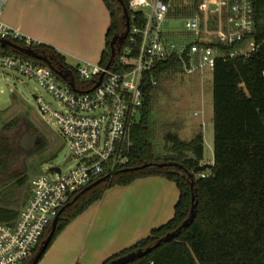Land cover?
<instances>
[{
	"label": "trees",
	"instance_id": "obj_1",
	"mask_svg": "<svg viewBox=\"0 0 264 264\" xmlns=\"http://www.w3.org/2000/svg\"><path fill=\"white\" fill-rule=\"evenodd\" d=\"M103 1L109 11L110 23L98 63L106 65L110 57L111 36L123 32L126 26L120 0ZM121 1L127 7L128 0ZM200 2L174 0L173 8L177 14H191ZM253 7V38L259 43L258 50L247 58H218L212 69L213 166L209 173L202 171L193 176L195 217L172 240L161 243L127 264H264V0H254ZM136 16L138 23L143 20L141 13ZM9 49L0 45V50ZM34 49L75 73L74 67L69 66L64 56L52 46L41 43ZM174 70L182 69L179 60L171 57L159 61L152 70L144 73L143 101L139 120L131 130L133 144L129 162L110 171L105 180L79 191L76 199L73 200L76 194L71 197V202L60 213L45 251L69 221L99 200L108 187L126 185L140 177L161 175L175 182L179 196L174 213L165 223L152 228L149 234L101 264L152 245L165 233L174 230L188 215L192 192L188 176L181 168L151 164L140 169L122 170L163 161H176L192 170L203 159L202 132L188 141L180 140L177 134H169L172 143L170 154L156 158L152 154L148 126L153 110V92L163 74ZM15 124L16 120H11L3 125V129H10ZM13 152L11 139L0 134V169L9 165ZM24 180L22 175L20 182ZM18 212L9 205L0 204V220L13 221ZM48 231L44 232L43 238Z\"/></svg>",
	"mask_w": 264,
	"mask_h": 264
},
{
	"label": "built area",
	"instance_id": "obj_2",
	"mask_svg": "<svg viewBox=\"0 0 264 264\" xmlns=\"http://www.w3.org/2000/svg\"><path fill=\"white\" fill-rule=\"evenodd\" d=\"M253 3L254 0H201L184 19L192 38L165 42L162 24L167 21L170 26L178 21L181 25L179 18L169 17L175 13L174 0H128L127 33L117 44V54L109 67L82 60L73 73L62 64H52L73 86L43 60L11 46L0 50V68L36 80L61 104L62 110L53 109L35 96L39 112L56 121L76 160L66 172L50 162L45 172L31 177L29 197L17 217L13 221L0 220V264L27 263L56 213L73 195L91 180L109 173L107 167L114 170L129 162L131 130L140 117L146 71L159 61L175 57L186 73L212 72L218 58H247L258 50L259 43L253 38ZM2 7L0 0V14ZM137 13L143 18L139 23ZM0 38L33 50L41 44L1 20ZM51 167L58 170L52 171Z\"/></svg>",
	"mask_w": 264,
	"mask_h": 264
},
{
	"label": "crops",
	"instance_id": "obj_3",
	"mask_svg": "<svg viewBox=\"0 0 264 264\" xmlns=\"http://www.w3.org/2000/svg\"><path fill=\"white\" fill-rule=\"evenodd\" d=\"M2 1L3 23L76 64L99 62L110 23L103 0ZM106 193L69 221L36 264H101L171 218L179 196L175 182L161 175L140 177Z\"/></svg>",
	"mask_w": 264,
	"mask_h": 264
},
{
	"label": "rangeland",
	"instance_id": "obj_4",
	"mask_svg": "<svg viewBox=\"0 0 264 264\" xmlns=\"http://www.w3.org/2000/svg\"><path fill=\"white\" fill-rule=\"evenodd\" d=\"M187 15L176 12L169 14V17L179 18L181 25L170 27L167 21L162 24L165 42H183L192 38L188 23L184 20ZM65 62L75 69L76 60L71 56L66 54ZM35 96L41 97L42 101L53 109L62 110L61 104L36 80L12 69L0 68V134L7 135L14 148L9 165L0 169V204L9 205L17 210L22 208L29 197L30 179L33 175L45 172L50 162L60 166L62 172L76 164L56 121L39 112V101ZM152 97L153 110L148 130L153 157L170 154L169 147L172 143L168 138L169 134H177L180 140L188 141L194 132L197 130L201 132V129L204 141L202 163L213 161L211 71L203 73L169 71L158 81ZM11 120H16L15 126L3 129V125ZM26 133L35 136L33 145L27 149L19 143ZM112 169L113 167L109 166L106 172ZM203 172L209 173L210 169ZM22 175L25 176V180L20 182ZM194 175L197 176L198 173ZM115 186L117 185L108 187L100 199L87 208L102 200L106 192H111Z\"/></svg>",
	"mask_w": 264,
	"mask_h": 264
},
{
	"label": "water",
	"instance_id": "obj_5",
	"mask_svg": "<svg viewBox=\"0 0 264 264\" xmlns=\"http://www.w3.org/2000/svg\"><path fill=\"white\" fill-rule=\"evenodd\" d=\"M120 2L122 3V10H123V18L125 19V30L121 33H115L112 38L109 41V47H110V57L109 60L106 64V67H109L114 59V55L116 52V48H117V44H120L127 33V29H128V24H129V15H128V10L127 7L124 5V3L120 0ZM170 26L172 27H179V22L178 21H173L170 23ZM0 45L2 47H6V46H11L12 48H14L15 50H18L20 52H23L31 57H34L36 59H40L43 60L45 63H47L59 76H61L62 78H64L65 80H67L72 86H73V82H71L66 75L62 72V70L58 69L57 67H55L54 65H52L50 63L49 58H47L45 55L39 54L38 52H36L35 50L29 48V47H23L20 46L16 43L11 42L8 39H3L0 38ZM34 142V137L31 136L29 133H26L22 136L21 140H20V145L27 149L30 148L33 145ZM156 165V166H176L178 168H181L184 173L188 176V180L190 182V188H191V205L189 208V212L188 215L181 221V223L172 231H169L167 233H165L163 236H161L160 238H158L152 245L146 246L145 248H139L133 251H129L125 254H122L120 256H117L115 258H112L108 263L106 264H127L129 262L134 261L137 258H140L142 256H144L145 254H147L148 252L152 251L153 249H155L156 247H158L161 243L163 242H167L172 240L177 233L184 227H187L192 220L195 217V208H196V201H194V194H193V189H192V185H193V176L195 173H199L202 172L205 169H210L213 166V162H204L202 164H198L196 165L192 170H188L187 168H185L181 163L176 162V161H163V162H151V163H144L140 166H134V167H124L122 168V170H135V169H140L143 167H146L148 165ZM52 171L54 170H58L56 167H51L50 168ZM109 176V173H106L102 176H100L99 178H97L95 181L87 184L86 186H84L80 192L91 188L92 186H94L95 184H97L98 182L105 180L107 177ZM78 192L74 198L76 199V197L79 195ZM71 201H69L67 204H69ZM66 204V205H67ZM63 208H61L55 215V217L53 218L50 227H49V231L48 234L41 240L36 252L34 253V255L31 257V259L26 263V264H36L37 261L39 260V258L42 256L43 252L45 251L54 231L56 228V224L58 221V218L60 216V213L62 211Z\"/></svg>",
	"mask_w": 264,
	"mask_h": 264
},
{
	"label": "flooded vegetation",
	"instance_id": "obj_6",
	"mask_svg": "<svg viewBox=\"0 0 264 264\" xmlns=\"http://www.w3.org/2000/svg\"><path fill=\"white\" fill-rule=\"evenodd\" d=\"M111 38H112V36H111ZM111 38H110V39H111ZM109 41H110V40H109ZM40 53H41V52H40ZM41 54H43V53H41ZM43 55H45V54H43ZM45 56H46V55H45ZM47 57H48V56H47ZM50 58L52 59V57H50ZM50 63L56 65L58 62H57L56 60L52 59V60H50ZM70 73H71V75H72V71H71ZM31 136H33V137H34V140H35V136H34V135H31Z\"/></svg>",
	"mask_w": 264,
	"mask_h": 264
}]
</instances>
